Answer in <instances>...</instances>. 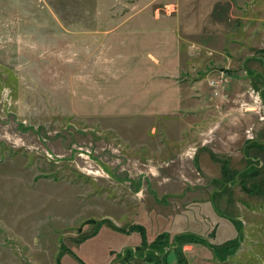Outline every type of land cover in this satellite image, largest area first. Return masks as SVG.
<instances>
[{"label": "rangeland", "instance_id": "obj_1", "mask_svg": "<svg viewBox=\"0 0 264 264\" xmlns=\"http://www.w3.org/2000/svg\"><path fill=\"white\" fill-rule=\"evenodd\" d=\"M178 3L189 9L188 0H0V264H264L263 152L225 186L205 148L243 169L241 145L264 128L248 108L252 90L261 100L258 77L245 73L233 94L209 84L220 71L227 83L233 71L242 77L243 64L264 73L243 61L264 55V0H236L241 34L213 52L185 45L180 73L164 59L172 24L153 28ZM189 3L195 19L228 18V0H210L209 12ZM139 224L147 245L171 246L169 263L159 249L145 253Z\"/></svg>", "mask_w": 264, "mask_h": 264}, {"label": "crops", "instance_id": "obj_2", "mask_svg": "<svg viewBox=\"0 0 264 264\" xmlns=\"http://www.w3.org/2000/svg\"><path fill=\"white\" fill-rule=\"evenodd\" d=\"M210 0H204V3L206 4L207 7H209L208 12L210 11V9L212 8V5H209ZM215 2H218V0H213ZM236 0H234L235 2ZM190 0H188V7L189 9L187 11L182 12V10H180V3H178V11L175 14V16L171 17L170 19H164L163 22H161L163 19H158V22H155V27L153 28H157L156 26H160L162 29L164 26V23H171V27L166 28L165 31L169 32L170 35L173 37L175 45H174V49L173 51H168L167 53L164 52V59H166V64H170V66L173 67V71H177L178 73H180L182 71V62L184 60V58L187 56L186 54L189 55L188 51H184V46L187 44H192V43H197V44H202L201 46L204 48H207L208 50H212L213 51H217L214 49H211V46H214L215 49H219V47L225 42V39L231 35V34H241L240 30H241V22L238 24V26L236 25L237 23L235 22L236 19H240L241 16L237 13H235V11H233L234 9V5H233V0H228L229 2V7H228V18H226L225 15V19L224 21L219 20H213L209 17V15L207 14L205 16V20H202V17L200 19H195L192 14H191V10L194 9V6L189 3ZM161 20V21H160ZM233 20V22H232ZM258 20V18L255 19V21ZM230 21L232 22V24L230 23ZM259 22V21H257ZM236 25V26H235ZM163 26V27H162ZM131 27V25L129 26V28ZM147 27H152V25L146 26V24H142V29H147ZM168 37H170L169 35H167ZM237 41L239 39H236ZM220 51V50H218ZM260 52L259 54H263L264 53V49L263 50H256V53ZM208 54V53H207ZM147 55L150 57L151 62L157 66H160L162 64V60L159 57L154 56L152 53H147ZM191 57V56H190ZM253 59H257L264 71V55H257V56H250V57H246V59L244 58L243 61L246 60V62L249 60L250 61ZM169 60L172 61L171 63H169ZM249 67L245 66L243 64V67L241 70L242 73H244V75L242 74L241 77V73L237 72V71H233L232 72V76H231V81L229 82L227 77H226V81L224 83V87L226 86V84H228V91L229 94H233L236 93L237 91L240 90L241 84H243L244 79L243 76H245V73L248 77H250V79H252V77H258L257 79H259L263 84L262 87L259 88L261 91V95L263 98V102H264V73H261L260 71L256 70H252V63H248ZM168 65H166L167 68L160 70L159 73H166V70H168V68L170 67ZM254 66V65H253ZM174 74V72H173ZM154 77L157 76V74H153ZM252 81V80H251ZM223 87V89H224ZM179 90V97L177 98L178 100H182L183 96L180 99V95H181V90L179 88H177ZM222 90V89H221ZM263 91V93H262ZM231 92V93H230ZM214 93V92H213ZM218 93H220L218 91ZM217 93V94H218ZM238 93V92H237ZM217 94L214 93L215 96H217ZM228 93L225 95L222 94L223 97H226V100H228ZM213 99H216L214 96H212ZM191 98L188 96L187 100L189 102ZM185 100V98L183 99V101ZM212 100V99H211ZM182 101V103H183ZM186 101H184V105L186 104ZM228 121H226L225 124H231L235 123V119H231L228 118ZM240 121V119H239ZM256 124H258V122H255ZM257 133L254 139H248V140H244L243 144L241 145L240 151L242 152V157L243 159L247 160L248 163L247 165L244 166L243 169H233L231 167V163H230V158L229 155H227L226 153L223 154H219L218 156L221 158L225 159V163L226 166L231 170V171H236V173L241 174V173H245L247 171V169L253 165L250 162V159H253L252 157L259 154V150H261L263 152L264 155V151L258 147L257 145H262V141H264V128L261 127V124L258 125L257 127ZM232 130V127L229 128V131ZM220 142H222L224 145H226L228 143V141H222V139H219ZM228 140V139H226ZM257 142V143H256ZM257 144V145H256ZM232 147L233 144L231 143ZM207 146V147H206ZM205 148L207 149L208 154L210 155L212 152V147L210 145H205ZM237 150H239V148H237ZM224 151H227V148L224 149ZM237 151V152H240ZM240 157V158H242ZM212 158V157H211ZM213 159V158H212ZM215 161V159L213 160ZM220 165V172L223 171L222 169V164L216 160ZM209 163V162H207ZM204 161V165L206 166L207 164ZM260 163L258 161H256V165H259ZM262 166L264 165L263 162H261ZM260 164V165H261ZM197 165V164H196ZM259 167V166H258ZM238 178V175L234 176L233 179V183L236 182ZM222 181V180H221ZM225 186H230L229 182H225L224 183ZM221 192V191H219ZM128 262V261H126ZM129 263V262H128ZM130 264V263H129ZM145 264V263H143Z\"/></svg>", "mask_w": 264, "mask_h": 264}, {"label": "trees", "instance_id": "obj_3", "mask_svg": "<svg viewBox=\"0 0 264 264\" xmlns=\"http://www.w3.org/2000/svg\"><path fill=\"white\" fill-rule=\"evenodd\" d=\"M263 99V98H262ZM211 155V157L213 158V159H215V160H218L221 164H222V169H223V171H222V174L226 177V179L225 180H223V184L225 183V182H229L230 180H233L234 179V176H233V173H232V171L226 166V163H225V159L224 158H221V157H219L218 155H215V154H213V153H211L210 154ZM230 183V182H229ZM231 185V184H230ZM144 226H142V225H136V230H138V231H140V234L142 235V241H141V243H142V245H143V248H144V250L146 251L145 253H150V254H154L155 253V251H156V249H159L160 250V252L161 253H164L165 252V259L166 260H168V258H167V255L169 254V252H168V250L167 251H165L164 249H165V247L166 246H168V245H166V244H164L162 247L161 246H157L158 244H159V241L158 240H153L152 242H151V244H149V245H147L146 243V238H145V235H144V228H143ZM186 235H189L190 236V239L192 238L193 239V235L194 234H188V233H183V235H181V238H179V239H184L185 237H186ZM161 236H163L164 237V239H165V234H161ZM196 236V235H195ZM197 237V236H196ZM158 238H160V237H158ZM192 241V240H191ZM184 242H186V241H184ZM146 244V245H145ZM158 247H160V248H158ZM168 247H171L170 245L168 246ZM157 254V253H156ZM155 255V254H154ZM125 260L124 261H126V260H128L129 259V257H128V255L124 258ZM168 263H169V260L167 261ZM167 262H165V263H167ZM130 264H135V263H132V262H130Z\"/></svg>", "mask_w": 264, "mask_h": 264}, {"label": "built area", "instance_id": "obj_4", "mask_svg": "<svg viewBox=\"0 0 264 264\" xmlns=\"http://www.w3.org/2000/svg\"><path fill=\"white\" fill-rule=\"evenodd\" d=\"M165 6L166 7H164V11L167 14H169L172 11H174V6H172L171 9H170L169 5H165ZM225 81H226V76H225V72L224 71H220V73H219V75L217 77L211 78V80L209 81V84L213 87V92L215 94L218 93V90L223 89ZM253 93H254V91L252 90L250 95L252 96V98L254 100V103L256 105L252 104L248 108H252L259 115V119H264L263 107L261 105V100L263 101L262 96L260 95L261 96V100H260L259 95L256 94V95L253 96ZM258 93L260 94L261 92H258ZM119 264H129V263L128 262H122V263H119Z\"/></svg>", "mask_w": 264, "mask_h": 264}]
</instances>
